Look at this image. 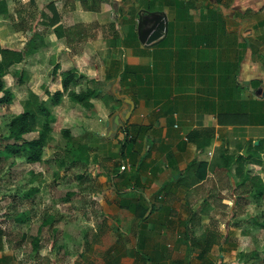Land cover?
I'll return each instance as SVG.
<instances>
[{
	"label": "crops",
	"instance_id": "0c3cea01",
	"mask_svg": "<svg viewBox=\"0 0 264 264\" xmlns=\"http://www.w3.org/2000/svg\"><path fill=\"white\" fill-rule=\"evenodd\" d=\"M38 2L31 17L21 13L27 24L11 31L19 46H8L29 49L35 43L26 60L32 61L28 73L40 78L42 62L31 58L43 47L51 52L56 44L59 52L66 50L61 59L57 55L64 66L57 74L76 63L89 86L100 90L91 98L90 111L72 117L82 120L78 132L67 127L79 135L88 163L83 162L82 173H69L73 193L62 204L69 210L66 221H55L53 215L42 221L35 263L186 264V232L197 227L193 221H206L204 210H214L213 194L231 189L233 198L222 202L232 210L250 208L248 196L253 197L251 190L241 193L235 187V165L231 170L217 167L196 181L186 173L189 163L210 159L215 146H224L232 156L248 147L244 155L261 160L250 165L252 174L264 184V0H103L98 10L91 8V0L87 10L78 0H48L51 5L45 8ZM133 4L139 7L135 18ZM157 10L166 14L168 30L157 43L146 45L139 38L138 20ZM33 17V31L41 36L36 42L23 35ZM78 22L88 37L69 44L64 29ZM59 25L63 29L56 31ZM8 42H14L13 36ZM125 65L133 71L121 79ZM119 80L126 84L124 98L115 91ZM126 98L135 104L129 116ZM126 127L135 140L123 143ZM204 139L210 144L198 148L196 141ZM68 158L71 163L76 159ZM236 193L243 198L237 200ZM259 200L264 208V194ZM199 252L194 247L193 255Z\"/></svg>",
	"mask_w": 264,
	"mask_h": 264
},
{
	"label": "rangeland",
	"instance_id": "374dc122",
	"mask_svg": "<svg viewBox=\"0 0 264 264\" xmlns=\"http://www.w3.org/2000/svg\"><path fill=\"white\" fill-rule=\"evenodd\" d=\"M59 1L63 2L65 0ZM78 1L81 8L87 10L85 9L83 0ZM41 2L44 8L51 5L48 0H41ZM51 2L53 3V1ZM35 5L39 6V2L35 3V0H0V43L3 46L24 51L35 49L31 48L34 46H30L29 49H26V47L21 49L10 47L19 46L21 42L17 39V35L11 31L14 27H20L21 23L27 24L28 19L26 20L23 17L28 15L31 17L29 12L33 10V6ZM22 12L23 17H20ZM149 12H147L148 17H144L146 13L141 14L144 18H139L138 23L142 19L144 20L142 22L145 23H143V26L149 28L155 21H158V24L164 22V17L159 14H156V20L154 16L153 18H149L152 15ZM33 18V21L28 24L31 26L29 33L23 31V35L26 39L28 36L32 37L30 41L36 39L40 41L41 36L36 33L38 29H35V32L33 31L34 25L37 22L36 17ZM10 36H13L14 42H8ZM44 37L48 38L49 36ZM43 48L38 55L31 53L33 55L31 59L34 62H42L43 70L40 78L38 76L32 77L28 73L32 65V61L27 63L28 60L16 63L5 75L6 86L12 90L13 98L10 102H0V235L2 234L1 242L3 247L0 255L3 257V263L17 261L19 264H36L34 257L38 254L39 248L35 247L34 243L36 239L39 241V236L43 233V231L41 232V228L45 225H43L42 221L48 219L51 215L55 217V221H66L69 210L66 208V204H62L72 199L73 193L70 189L72 187V179L69 177L71 176L69 173L72 172L76 175L78 171V173H82L81 171L85 170V163L72 164L68 158L71 154H69L68 148L81 144L79 135L73 136V142L69 144V138L63 135L62 129L70 127L72 133L78 132L82 120L78 121L72 117L83 115L81 112H88L90 109L82 104H76L77 102L72 101L68 95H65L60 102H54L52 94L56 89L62 88V83H59L60 79L57 80V78L62 79L63 70L57 74L59 70L57 68L64 67H61V62H57V55L60 54L58 56L61 59L66 54V50L62 48L59 52L55 49L57 48L56 44L51 52L50 49ZM27 57H29V54ZM65 66H68V69L75 66L79 69L76 63L73 64V62H69ZM67 68L66 70H68ZM20 75L22 79L19 80ZM89 85V81L86 78L75 86V90L81 91ZM125 85L121 80L116 84L117 89L115 91L121 98H124L126 94L122 90ZM111 90V94L114 95L116 93L114 92V88ZM29 95H34V97L36 95L38 97L42 96V99L52 107L51 109L56 115V121L53 123L52 137L46 142L42 161L35 163L28 162L26 156L23 154L8 155L6 149V144L9 142L6 138L8 135V123L12 116L23 111L24 101ZM1 96L2 94H0ZM116 97H112L111 100L117 103L119 99ZM118 103L117 105H119ZM71 105L73 107L76 106V109L78 108L72 114L67 113L72 111L73 107ZM71 120L73 123L69 122ZM70 124L73 125L71 126ZM37 134L34 131L27 134L26 137L32 138L37 136ZM94 134H99V130H96ZM61 160L64 161V164H61ZM34 187H38L39 190L32 192L31 189ZM212 197H216L215 207L212 211L204 210L203 215L205 217L203 216V218L206 221H193L197 225V227L194 226L195 229L193 230L188 225L190 230L186 232L187 245L189 247L187 251L190 256L187 257L186 264H201L197 257L193 255L194 247L191 245L190 239L192 237L202 238L205 234V227L212 221H215L225 236L222 239V242H224L221 245H215L210 254L211 259L216 264H252L254 261L250 259L252 251L259 252L260 258L256 262H260L261 257L264 256L263 203L260 200L258 201V198H250L251 196H248L251 202L250 208L243 210L242 206H239L240 208L235 210V206L234 208L232 206V210L229 209L230 207H227L229 206L228 204L222 202L224 198H233L231 189L225 194L218 195V197L213 194ZM217 199H220V202ZM236 199L238 200V198ZM79 201H82V199ZM24 213L28 217L27 220L24 222L16 221V218ZM61 213L63 217H59ZM234 213H237V215Z\"/></svg>",
	"mask_w": 264,
	"mask_h": 264
},
{
	"label": "trees",
	"instance_id": "16d2710c",
	"mask_svg": "<svg viewBox=\"0 0 264 264\" xmlns=\"http://www.w3.org/2000/svg\"><path fill=\"white\" fill-rule=\"evenodd\" d=\"M103 0H91V8L94 10H98L100 7V3ZM141 1V0H136ZM85 4V9H89L88 0H83ZM148 7V6H147ZM52 8H54V12L56 14V10L54 5L52 4ZM139 7L136 5H132L130 7V11L134 14V18L137 15ZM56 17V15H55ZM135 26V24H134ZM133 26V27H134ZM63 29V26L59 25L55 28L56 31H60ZM64 35L66 36L67 42L69 44L80 42L83 38H87L86 28L83 26V22L75 23L69 27L64 29ZM134 37L137 38L138 34L134 33ZM33 42H36L33 40ZM32 48H36L35 43L32 44ZM29 51L12 49L9 47H5L0 43V102H10L13 98V92L6 86L5 75L9 71V69L15 65L16 63H21L26 60ZM133 70L130 66L125 65L123 67V71L121 74V79H125L126 75H130ZM87 76L79 71V69L75 67H71L63 73L61 83L62 89H57L53 94L52 98L54 102H60L65 95H68L71 100L82 104L87 108L93 107V102L91 98L96 96L100 89L95 86H88L86 89L81 91L75 90V86L80 84L82 80L86 79ZM22 79L21 75L19 76V80ZM43 97H38L37 95H29V97L24 101V108L19 114L12 116L10 122L8 123V135L6 138L8 139V143L6 144V149L8 155L10 154H23L26 156V160L31 163L40 162L43 158L44 148L46 142L50 137H52L53 133V123L56 121V115L52 111V107L45 102ZM125 137L123 143L131 142L135 140L134 134L131 133L128 127L125 129ZM36 131L38 134L35 137L27 138L26 135ZM62 133L65 137L69 138V144L73 142V135L69 128L62 129ZM193 139L195 135L191 136ZM197 147L204 148L210 144L209 140H198ZM71 156L76 157L72 164L75 162H87L83 160L84 154V146L81 144H77L76 147L70 146L68 148V152ZM121 155H124L123 149L121 150ZM61 164H64V161H60ZM260 159H255L253 154L244 155L239 153L237 156H232L227 153L224 146H215L210 159H195L191 161L186 169V173L193 176L196 181L205 180L208 177L210 171L215 170L217 167L223 168L224 170H231L235 165V178L236 184L235 187L241 189V193L243 191L248 192L251 190V195L255 198H259L264 194V184L259 175L252 174V170L250 169L251 164L260 163ZM180 179V178H179ZM38 187H34L31 189L32 192L38 191ZM241 196L243 198V194L238 195L236 193V197ZM26 214L19 215L16 218L18 222H24L27 220ZM52 221V219L47 220ZM198 222V221H197ZM193 226H196L194 222H192ZM205 234L202 238L192 237V246L200 249V252L197 256L198 261L201 264H216L211 259V252L214 249L215 245H221L222 239L225 237L224 234L220 231L218 225L215 221H212L208 224L205 229ZM2 235V234H1ZM0 235V249H2V236ZM35 247H38V239L35 240ZM260 258V254L258 251H252L250 254V259H253L252 264H264V256L261 257L260 262H256ZM2 260L0 259V264ZM3 264V263H2ZM5 264H16L13 262L5 263Z\"/></svg>",
	"mask_w": 264,
	"mask_h": 264
},
{
	"label": "water",
	"instance_id": "95a60500",
	"mask_svg": "<svg viewBox=\"0 0 264 264\" xmlns=\"http://www.w3.org/2000/svg\"><path fill=\"white\" fill-rule=\"evenodd\" d=\"M149 13L152 14L151 17L149 18H153L154 16V19H155L156 14H159L160 16L162 15L164 17V22L162 24H158V21H155L153 25L147 28V27H144L142 22L140 21V23L138 24L139 38L146 45L157 43L160 40V38H162L167 33V30H168L167 17L163 11H155V12H149ZM126 101H128V103L130 104V109L128 110L127 115H126V116H129L135 104H134V100L131 98H126ZM115 122L120 123L118 115L115 117ZM247 148L248 147H246L243 150V154H247Z\"/></svg>",
	"mask_w": 264,
	"mask_h": 264
}]
</instances>
